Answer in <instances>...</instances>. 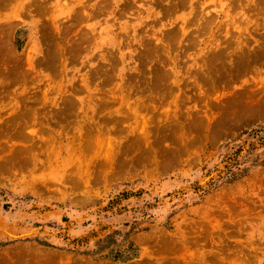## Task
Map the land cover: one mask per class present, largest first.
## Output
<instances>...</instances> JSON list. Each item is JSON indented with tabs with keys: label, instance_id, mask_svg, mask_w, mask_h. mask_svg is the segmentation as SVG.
<instances>
[{
	"label": "rangeland",
	"instance_id": "rangeland-1",
	"mask_svg": "<svg viewBox=\"0 0 264 264\" xmlns=\"http://www.w3.org/2000/svg\"><path fill=\"white\" fill-rule=\"evenodd\" d=\"M263 136L264 0H0V264H264Z\"/></svg>",
	"mask_w": 264,
	"mask_h": 264
},
{
	"label": "trees",
	"instance_id": "trees-1",
	"mask_svg": "<svg viewBox=\"0 0 264 264\" xmlns=\"http://www.w3.org/2000/svg\"><path fill=\"white\" fill-rule=\"evenodd\" d=\"M260 131H263V130H255V131H253V134H258ZM261 139L264 140V136L261 137Z\"/></svg>",
	"mask_w": 264,
	"mask_h": 264
},
{
	"label": "bare ground",
	"instance_id": "bare-ground-1",
	"mask_svg": "<svg viewBox=\"0 0 264 264\" xmlns=\"http://www.w3.org/2000/svg\"><path fill=\"white\" fill-rule=\"evenodd\" d=\"M8 234V233H7Z\"/></svg>",
	"mask_w": 264,
	"mask_h": 264
}]
</instances>
